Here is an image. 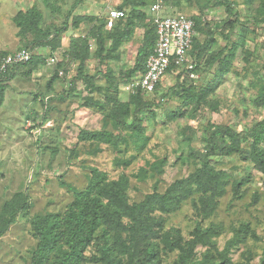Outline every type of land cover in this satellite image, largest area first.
I'll list each match as a JSON object with an SVG mask.
<instances>
[{"label": "rangeland", "instance_id": "obj_1", "mask_svg": "<svg viewBox=\"0 0 264 264\" xmlns=\"http://www.w3.org/2000/svg\"><path fill=\"white\" fill-rule=\"evenodd\" d=\"M58 1L62 5L59 13L39 7L44 27L60 28L67 24L60 37L61 45L55 50L29 49L33 54L39 53L45 63L38 65L40 71L34 73L37 66L30 74L25 73L29 66L15 67V80H9L0 103V209L18 193H24L29 201L28 210L21 212L0 238V264H30L37 243L32 234L33 218L48 212L64 213L73 200L71 186L85 188L91 167L107 172L109 181L127 175L129 203L137 204L155 188L165 193L174 182L187 178L200 166L189 154L204 146L210 123L229 124L238 132L249 134L264 119V105L258 103L264 88V0H231L236 13L232 19L239 20L232 29L226 27L229 16L225 6L217 5L220 0H171L161 14L185 13L198 18L197 36L200 43L206 42L195 77L184 68L172 70L162 78L157 91L145 96L148 107L139 119L149 140L142 149L137 147L139 151L131 141L129 147L122 146L118 151L107 144L79 140L81 128L118 133L113 128V116L124 113L127 105L134 107L137 90L128 91L126 87L137 74L130 78L123 74L135 64L144 30L137 28L131 39L121 44L117 58L99 62L93 55L87 61L85 72L103 83L111 96L106 99L102 94L91 93L89 86L78 78L79 61L67 55L70 40L85 36L92 23L86 21L74 27L68 15L73 0ZM37 3L38 0H0V55L25 48L13 16ZM149 6L150 1L143 8L148 12ZM83 10L97 13L92 7ZM99 17L105 18L104 14ZM241 35L245 41L223 71L221 62L228 58L218 51ZM90 48L95 52L94 39L90 40ZM52 56L57 62L50 65L47 60ZM48 68H52V74ZM108 71L114 81L106 77ZM52 77L55 80L49 89L47 84ZM184 79L195 85L202 97L184 99ZM90 95H96L104 108L85 107L86 96ZM132 119L130 115L128 120ZM242 148L245 156L234 154L212 160L216 169L226 173V185L223 192L214 195L212 204L206 205L208 211L213 208L209 215L203 213L206 197L198 194L195 186L185 187L174 200L153 203L142 220L146 221L143 227L150 226L154 231L134 246L128 245V225L133 221L125 215V225L112 229L109 237L120 264H134L136 259L144 258L146 248L155 250L158 264H184L180 245H188L198 227L209 229L210 239V243L194 247L199 264H215L225 256L233 264H262L264 172L254 166L248 154L250 143H244ZM131 155L136 158L129 166L116 164V158ZM142 170L147 171L146 176ZM242 178L248 181L237 189L235 184ZM97 234L85 252L83 264H105L100 252L104 240L101 232ZM56 262L54 254L48 264Z\"/></svg>", "mask_w": 264, "mask_h": 264}, {"label": "trees", "instance_id": "obj_2", "mask_svg": "<svg viewBox=\"0 0 264 264\" xmlns=\"http://www.w3.org/2000/svg\"><path fill=\"white\" fill-rule=\"evenodd\" d=\"M84 0H73L68 10V15L72 19V25L79 27L81 23L89 21L92 23L91 28L85 36L73 37L70 40L67 55L79 61L77 68L78 78L82 79L91 89V93H98L111 99L106 93V87L103 83L96 80V76L86 73L85 68L87 61L93 55L99 62H105L117 58V51L124 41L131 39L137 28H143L144 35L142 44L135 58V64L132 69L124 72L123 76L130 78L131 76L143 73L146 68V61L149 55L153 52L157 42V33L154 24L149 20L147 11L140 9V5L134 0H126L120 9L129 8L127 16L117 20L114 28H106V19L93 15H73L80 2ZM41 5L44 9L53 12H61L62 5L58 0H38L36 5L26 9L19 10L13 16V21L18 29L17 35L20 43L27 49H37L40 47H49L52 50L58 48L61 44L60 37L67 30L65 24L60 28L44 27V15L41 10ZM219 6H225L229 19L226 27L232 29L236 26L239 20H233L232 17L236 14L233 10V2L231 0H220L217 2ZM195 35L193 37V45L191 49V57L194 59L195 67L193 71H197L198 62L201 51L205 48L206 42L200 43L197 36L198 18H194ZM244 35V34H243ZM241 35L237 41L229 42L218 53L220 56L226 53L228 59L222 63L223 71L226 66H230V61L234 59L236 52L245 38ZM225 38L228 35L225 34ZM96 41V50L92 52L90 48V40ZM111 41L110 46L107 42ZM3 55H0V59ZM45 60L40 54H33L29 62L17 64L0 77V103H2L8 82L12 77L13 69L23 65L29 66V70L25 72L30 74L39 64H44ZM220 63V64H221ZM63 64L60 63V66ZM172 65L168 72L175 70ZM221 73V72H220ZM106 77L109 81H114L111 71L106 72ZM52 77L47 87L52 89ZM180 78L178 77V83ZM160 82L157 84V91ZM184 93L183 97L186 100L199 99L202 96L198 95L197 87L186 79L182 81ZM134 107L131 109L128 105L124 107V113H116L113 118V128L118 130L116 133L110 129L90 130L81 128L79 131V140L89 142L91 144H107L114 149L120 151L122 146L129 147L130 141L136 149L143 148L149 140V136L145 133L139 119L140 114L148 107L145 101V96H148L144 91L137 90L135 93ZM259 105H264V88L258 98ZM85 107L104 108V104L100 103L96 95L86 96L84 103ZM132 115V120L128 117ZM126 131L128 134L124 135ZM250 143L248 154H250L254 166L264 172V119L256 123L250 130L249 134L238 132L229 124H214L210 123L207 129L204 146L201 149H194L190 152V157L200 164L195 171L182 180L174 182L165 193H160L157 188L149 194L144 201L137 204H130L127 196L129 187V177L122 175L118 180L109 181L107 172L98 167H91L88 176L87 186L83 189H78L71 186L73 200L68 204L67 210L64 213L48 212L45 214H37L32 220V234L37 240L36 247L31 254L30 264H48L54 254H57L56 264H83L85 252L87 248L97 238V233L104 240V244L100 247L101 260L105 264H120L118 257L114 254L116 251L112 248L110 234L112 229H121L124 224V216H128L133 221L128 225V233L130 243L135 245L136 241L144 240L147 233L153 232L154 229L150 226L143 227L145 220L143 215L152 207L153 203L160 201L165 203L172 201L178 197V192H182L185 187L195 186L198 194L206 197L204 205V214H210L213 208L209 209L206 205H211L214 195H218L224 190L226 185V173L221 169H216L212 160L218 156H232L239 154L245 156L242 145ZM98 147V146H97ZM138 147V148H137ZM136 158L131 155L127 158H116V164L121 166H129ZM142 175L146 176L147 171L142 170ZM248 178L239 180L235 187L239 189L240 185L247 182ZM29 201L24 193H18L12 196L0 209V238L8 230L11 224L17 221L21 212L28 210ZM207 230H202L200 227L193 231L194 238L188 245H180L182 254L181 261L184 264H199L194 257V247L198 243H210ZM134 241V243H131ZM125 246L126 244L123 243ZM133 245V246H134ZM145 257L136 259L134 264H158L155 250L146 248ZM264 264V259L261 262ZM201 264V263H200ZM215 264H233L229 256H225L224 260H218Z\"/></svg>", "mask_w": 264, "mask_h": 264}, {"label": "built area", "instance_id": "obj_3", "mask_svg": "<svg viewBox=\"0 0 264 264\" xmlns=\"http://www.w3.org/2000/svg\"><path fill=\"white\" fill-rule=\"evenodd\" d=\"M167 1L171 0H154L149 6L147 13L149 20L155 26L157 42L153 52L147 58L145 71L138 73L136 78L127 84L128 91L142 90L148 95L153 94L157 84L161 82L172 65L176 69L184 68L190 71V75L195 77L193 71L195 64L191 57L195 35L194 20L185 13L174 16L162 15L161 12ZM126 16L125 10L112 9L109 11L106 26L112 28L117 20ZM32 55L31 50L21 48L13 54L3 56L0 59V77L11 67L29 62ZM47 61L49 64H55L57 58L52 56ZM59 73L63 74V71Z\"/></svg>", "mask_w": 264, "mask_h": 264}, {"label": "crops", "instance_id": "obj_4", "mask_svg": "<svg viewBox=\"0 0 264 264\" xmlns=\"http://www.w3.org/2000/svg\"><path fill=\"white\" fill-rule=\"evenodd\" d=\"M126 0H84L75 10L74 15H96V16H101L104 14L105 19L108 18L109 11L112 9H120V6L124 4ZM136 4H141V3H147L150 1V5L154 0H134ZM87 7H92L94 10L97 11V13H88L84 12V8ZM143 5H140V9H144ZM149 9V8H148ZM93 10V12H94ZM120 10H125L127 13L129 12V8L125 9H120ZM145 10V9H144ZM146 11V10H145ZM39 54V53H38ZM51 65V64H50ZM40 69L38 68L34 71V73ZM49 71L52 74V68H48ZM40 71V70H39ZM50 74V75H51ZM50 77V76H49ZM10 80H15V78H12Z\"/></svg>", "mask_w": 264, "mask_h": 264}]
</instances>
